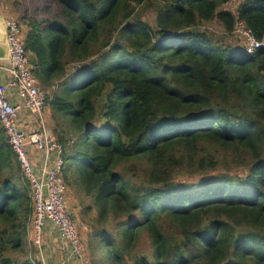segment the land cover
Wrapping results in <instances>:
<instances>
[{
    "label": "trees",
    "instance_id": "trees-1",
    "mask_svg": "<svg viewBox=\"0 0 264 264\" xmlns=\"http://www.w3.org/2000/svg\"><path fill=\"white\" fill-rule=\"evenodd\" d=\"M38 1L18 24L53 116L70 120L62 176L88 223L85 260L264 264V47L235 34L242 21L264 41V0L236 13L232 0ZM22 170L0 122V264H42L25 251ZM42 238L45 264H79L50 219Z\"/></svg>",
    "mask_w": 264,
    "mask_h": 264
},
{
    "label": "built area",
    "instance_id": "built-area-1",
    "mask_svg": "<svg viewBox=\"0 0 264 264\" xmlns=\"http://www.w3.org/2000/svg\"><path fill=\"white\" fill-rule=\"evenodd\" d=\"M235 33L245 40L249 54H254L262 47L264 41L256 39L252 31L242 21H237ZM6 38L9 45L10 58L0 60V122L9 139V146L18 156L24 175L29 180L35 204V246L41 248L42 230L46 219H50L59 231L62 240L69 243L70 257L83 260V248L78 238V223L69 215V205L65 200L66 184L62 176L63 160L55 166L51 164V154L58 151L61 156L63 145L54 135L45 133L46 121L43 117L47 103V95L39 86L33 75L29 58L23 46V33L17 21H6ZM17 98L11 101L10 94ZM23 111L38 117L37 130L28 132L18 123ZM30 147H36L44 155V163L40 169L32 163ZM63 156V153H62ZM87 229V225L82 224ZM45 264V260H43Z\"/></svg>",
    "mask_w": 264,
    "mask_h": 264
},
{
    "label": "rangeland",
    "instance_id": "rangeland-1",
    "mask_svg": "<svg viewBox=\"0 0 264 264\" xmlns=\"http://www.w3.org/2000/svg\"><path fill=\"white\" fill-rule=\"evenodd\" d=\"M246 1L247 0H232L224 8L229 9L233 13H236L239 6ZM39 6H40V3L38 0H0V16L4 17L5 20L6 19H8V20L13 19L17 22H20L21 19L24 17L25 13H27L30 16H34L35 15L34 11ZM149 11H150V9H147L145 11V13H148ZM153 13H155L154 10H153ZM143 18L146 21H148L147 16L143 15ZM0 22H1V20H0ZM206 27H209L212 30L211 32H213L217 36L218 39H226L228 41H235L236 40V37L234 35H233V37H229V36L224 35L222 33L221 27L217 23H214L212 25L203 23L200 25V28H202V29H205ZM20 28H21V31L23 32L24 29H23L22 25H20ZM23 36H24V32H23ZM240 39H242L241 43L244 45L245 40L242 37H240ZM236 44H240V43L238 42ZM39 86L43 89V91L47 95V99H48V97L51 98L52 93L55 90V88L52 87L51 89L47 90V89H44L40 84H39ZM24 112H25V115L23 118H25V120L23 123H21L20 117L23 115ZM53 114H54V111L48 106V102H47L46 106H45L44 113H43V117L47 123L44 132L49 133L51 136L54 135V138L59 142V139L61 138V136H63V135H64V137L67 136L66 134L69 132V130L71 128L70 123H69L70 120H69V118L65 117V116H67L65 114L59 113V114H55L54 116H53ZM35 119H37V122H35ZM17 120H18L19 126L26 131H28V129H25L24 125H25V122H28V121H31V122L33 121V122L37 123L36 128L32 131L37 130L38 126H39V129L41 128V125L38 124V117L36 115L28 113L26 111H23L22 114L19 115ZM62 153H64V146H63ZM62 153H61V156H59L58 151L53 152L51 154L50 161H51L52 165L55 166L57 163H59L60 158L64 162V156H62ZM43 157H44V155L42 154V152L40 150H38L36 147H30V158H31L32 163H38L37 161H39L40 164L44 163ZM36 169H38V168L36 167ZM223 172H226V170H223ZM62 175H63V173H62ZM198 176L199 175H196L195 176L196 178H190L189 181H187V182L194 181L195 179L199 180ZM185 179H187V178H185ZM65 200L69 205V215L78 223V226H80L79 231H77L78 238L80 239L82 237V239H87L86 236L88 233H87L86 228L84 229L82 227V224L85 223L87 225L88 223H87V220H85L83 218V215H82V206L80 204V198L78 197V195H76L75 190L72 191L68 188L67 184H66ZM86 204H88V203H86ZM34 206H35V204H34ZM75 216L77 217V219H75ZM34 219H35V215H34ZM31 222L32 223H30V225H29L28 237H27L28 246H25V251L28 253H29V251L30 252L32 251V248H36L34 246L33 242L37 238V235L35 234V228L32 225L34 222L33 221H31ZM60 237H61V235H60ZM58 238H59L58 235L54 236L51 238V241L54 243H57V242H59ZM61 239H62V237H61ZM42 242H43V238H42ZM80 242H81V240H80ZM64 244H65V246L63 247V249H67L69 247V243L64 242ZM81 245L83 248V260L82 261L76 260V259H74V260L79 262V264H90V262L88 260H85L86 251H84V247H83L82 242H81ZM144 246L147 249L148 246L146 245L145 241H144ZM37 247L39 249L38 255L40 256V258H41L40 260L42 261V264H43V260H45L44 249L42 248V245H41V248L39 246H37ZM70 260H73V259H70Z\"/></svg>",
    "mask_w": 264,
    "mask_h": 264
},
{
    "label": "water",
    "instance_id": "water-1",
    "mask_svg": "<svg viewBox=\"0 0 264 264\" xmlns=\"http://www.w3.org/2000/svg\"><path fill=\"white\" fill-rule=\"evenodd\" d=\"M9 58L10 53L6 34L0 32V60H8Z\"/></svg>",
    "mask_w": 264,
    "mask_h": 264
},
{
    "label": "crops",
    "instance_id": "crops-1",
    "mask_svg": "<svg viewBox=\"0 0 264 264\" xmlns=\"http://www.w3.org/2000/svg\"><path fill=\"white\" fill-rule=\"evenodd\" d=\"M0 20H1V22H0V29L2 30V33L6 34V21H7L8 19L5 20L4 17L0 16ZM24 128H25V129H28V132H31V131L33 130V129H29V128H28L27 126H25V125H24ZM34 164L36 165V167H37L38 169H40L41 166H42V164H40V163H34Z\"/></svg>",
    "mask_w": 264,
    "mask_h": 264
},
{
    "label": "bare ground",
    "instance_id": "bare-ground-1",
    "mask_svg": "<svg viewBox=\"0 0 264 264\" xmlns=\"http://www.w3.org/2000/svg\"><path fill=\"white\" fill-rule=\"evenodd\" d=\"M0 32L2 33V30L0 29ZM178 44V43H177Z\"/></svg>",
    "mask_w": 264,
    "mask_h": 264
},
{
    "label": "clouds",
    "instance_id": "clouds-1",
    "mask_svg": "<svg viewBox=\"0 0 264 264\" xmlns=\"http://www.w3.org/2000/svg\"><path fill=\"white\" fill-rule=\"evenodd\" d=\"M237 23V22H236Z\"/></svg>",
    "mask_w": 264,
    "mask_h": 264
}]
</instances>
